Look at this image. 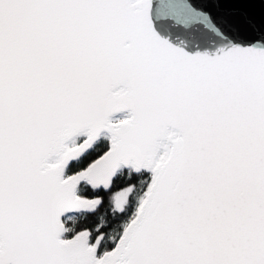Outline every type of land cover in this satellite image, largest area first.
Masks as SVG:
<instances>
[{"label":"snow or ice","instance_id":"1","mask_svg":"<svg viewBox=\"0 0 264 264\" xmlns=\"http://www.w3.org/2000/svg\"><path fill=\"white\" fill-rule=\"evenodd\" d=\"M243 7L0 0V264H264Z\"/></svg>","mask_w":264,"mask_h":264},{"label":"water","instance_id":"2","mask_svg":"<svg viewBox=\"0 0 264 264\" xmlns=\"http://www.w3.org/2000/svg\"><path fill=\"white\" fill-rule=\"evenodd\" d=\"M243 3V10L250 13L259 22L262 15H264V4L260 0H240Z\"/></svg>","mask_w":264,"mask_h":264}]
</instances>
